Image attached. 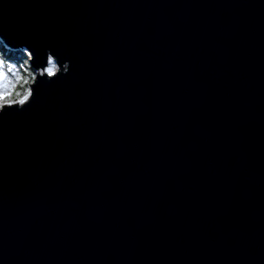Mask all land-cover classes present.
<instances>
[{"label":"water","instance_id":"water-1","mask_svg":"<svg viewBox=\"0 0 264 264\" xmlns=\"http://www.w3.org/2000/svg\"><path fill=\"white\" fill-rule=\"evenodd\" d=\"M0 40L69 61L0 115V264H264V0H0Z\"/></svg>","mask_w":264,"mask_h":264},{"label":"clouds","instance_id":"clouds-1","mask_svg":"<svg viewBox=\"0 0 264 264\" xmlns=\"http://www.w3.org/2000/svg\"><path fill=\"white\" fill-rule=\"evenodd\" d=\"M49 55H51L50 50L45 48L44 63L33 69L31 63L33 56L27 48H24L25 58L15 64L0 53V115L8 111L21 112L24 110L29 98L33 97L30 96V92L33 90L32 85L37 83V77L49 79L58 73L64 74L68 71L69 61L65 60L61 65L57 63L55 70L49 75L45 71L51 67L47 60Z\"/></svg>","mask_w":264,"mask_h":264},{"label":"trees","instance_id":"trees-1","mask_svg":"<svg viewBox=\"0 0 264 264\" xmlns=\"http://www.w3.org/2000/svg\"><path fill=\"white\" fill-rule=\"evenodd\" d=\"M0 53H2L5 58L11 60V62L14 64L22 61L25 58L24 49H10L4 44L2 40H0Z\"/></svg>","mask_w":264,"mask_h":264},{"label":"snow or ice","instance_id":"snow-or-ice-1","mask_svg":"<svg viewBox=\"0 0 264 264\" xmlns=\"http://www.w3.org/2000/svg\"><path fill=\"white\" fill-rule=\"evenodd\" d=\"M47 60H48L49 65H51V67L48 68V69H45V71H46L49 75H51L52 72L55 70V66H56V64H57V62H55L56 57H55L53 54H51V55L48 56ZM53 77H55V76H53ZM33 95H34L33 90H31V92H30V96H33ZM21 103H23V101H21Z\"/></svg>","mask_w":264,"mask_h":264}]
</instances>
